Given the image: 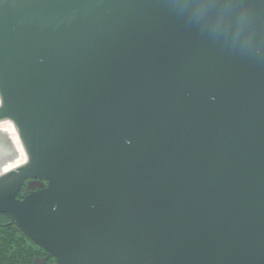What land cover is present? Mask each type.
<instances>
[{
    "label": "water",
    "instance_id": "1",
    "mask_svg": "<svg viewBox=\"0 0 264 264\" xmlns=\"http://www.w3.org/2000/svg\"><path fill=\"white\" fill-rule=\"evenodd\" d=\"M2 123L33 264H264V0H0Z\"/></svg>",
    "mask_w": 264,
    "mask_h": 264
},
{
    "label": "trees",
    "instance_id": "2",
    "mask_svg": "<svg viewBox=\"0 0 264 264\" xmlns=\"http://www.w3.org/2000/svg\"><path fill=\"white\" fill-rule=\"evenodd\" d=\"M0 216V264H31L35 246Z\"/></svg>",
    "mask_w": 264,
    "mask_h": 264
},
{
    "label": "bare ground",
    "instance_id": "3",
    "mask_svg": "<svg viewBox=\"0 0 264 264\" xmlns=\"http://www.w3.org/2000/svg\"><path fill=\"white\" fill-rule=\"evenodd\" d=\"M0 132L7 133L11 137V140L13 142L15 149L19 150V145H18L16 136H15L14 132L12 131L11 127H9V125L7 123L0 124ZM18 154L20 155L21 153L19 152ZM18 154H17L16 158H14V160H12L11 163L6 165V168H9V167L11 168L16 163L18 164L19 162H22L23 157H21V155L19 156ZM0 165L2 166V165H4V163L0 162Z\"/></svg>",
    "mask_w": 264,
    "mask_h": 264
},
{
    "label": "flooded vegetation",
    "instance_id": "4",
    "mask_svg": "<svg viewBox=\"0 0 264 264\" xmlns=\"http://www.w3.org/2000/svg\"><path fill=\"white\" fill-rule=\"evenodd\" d=\"M26 186H27V183L24 185V187L22 189H25ZM45 256H46V253L43 250H41V249H39L38 247L35 246V255H34L32 261H31V264H33V261L35 259H37V258H40L41 259V258H44ZM46 264H55V260L54 259H48L47 262H46Z\"/></svg>",
    "mask_w": 264,
    "mask_h": 264
}]
</instances>
